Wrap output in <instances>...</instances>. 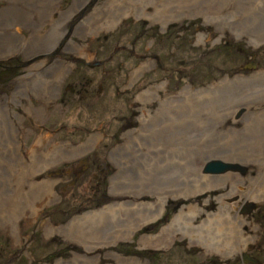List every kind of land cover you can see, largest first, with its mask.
Segmentation results:
<instances>
[{
  "label": "rangeland",
  "instance_id": "obj_1",
  "mask_svg": "<svg viewBox=\"0 0 264 264\" xmlns=\"http://www.w3.org/2000/svg\"><path fill=\"white\" fill-rule=\"evenodd\" d=\"M204 1L199 11L179 0H0V264H264V201L242 207L234 224L248 242L224 257L184 233L142 242L180 217L200 227L222 203L234 212L230 196L264 188V42L253 47L229 26L249 14L263 27L264 5L246 0L239 11V0H223L209 11ZM16 18L37 23L7 28ZM57 27L48 50H36L33 39L44 44ZM184 96L189 112L178 114ZM211 163L224 171L205 173ZM201 175L224 183L178 195ZM158 195L160 214L125 228L129 214L156 209ZM100 209L122 219L100 232L129 236L93 246L96 223L84 217Z\"/></svg>",
  "mask_w": 264,
  "mask_h": 264
},
{
  "label": "bare ground",
  "instance_id": "obj_2",
  "mask_svg": "<svg viewBox=\"0 0 264 264\" xmlns=\"http://www.w3.org/2000/svg\"><path fill=\"white\" fill-rule=\"evenodd\" d=\"M179 1H180V3H182V5L186 3V4H190L192 7L197 6L199 11H202L205 8V6H204L205 1L204 0H186V1L185 0H179ZM241 1H244L247 4L245 6H243V5L240 4ZM141 2H142V0H141ZM210 2H211V5L208 7L209 11L211 9H214V7H217V6L223 4V0L222 1L221 0L220 1H217V0H213L212 1V0H210ZM218 2H220V3H218ZM260 2L264 5V0H260ZM143 3L145 4L146 2H143ZM164 4H165V2H164ZM247 5H250V3H248L246 0H239L238 4H237L238 10L239 11H243L245 9L244 7H247ZM172 6L173 5H171V6L169 5L170 9L172 8ZM263 8H264V6H263ZM163 11L159 10V9L156 10V14L154 16H152L153 19H155V17L157 15L159 16L158 17L159 19L156 18L157 21L161 20L160 17H165V16L162 15ZM188 11H190L189 8H188ZM174 12H175V10H174ZM169 13H170V15L167 16L165 19L171 20V19H176V18L179 17L176 14H173L171 16V12H169ZM210 13L212 14V12H210ZM227 14L229 15L230 12L229 13L227 12L226 15ZM121 15H122V13H119L118 14V18H120ZM248 15L243 17L244 19H238L237 22L235 24H233V25L230 23L229 26H231V27H233L235 29L237 28L238 31H240V29H242L243 30L242 32H244L243 34H248V36H252L253 38L251 40H249V41H253V42H251L252 44L250 43V45H253V47L254 46H260L261 43L263 44V42H264V30L263 31L261 30L260 33H258V30L262 29L264 26L263 27L262 26L259 27V23L254 21V19L251 18ZM118 18L117 19H111L110 21L105 23L102 28L106 29V28L110 27L111 25H113L118 20ZM212 18H214V17H212ZM219 19H224V17H219ZM30 20L31 19H23V18L22 19H17V18L13 19L12 23H14V25H12L10 22H8L7 25L9 24V27H7V28H11L12 26H16V28L17 27H21V26L22 27H27L28 26L31 29V23L36 24L37 21L31 22ZM235 21L236 20H234L233 22H235ZM248 21L250 22L249 24L246 23ZM227 24L228 23L224 20V25H227ZM240 24H242V25H240ZM250 26L253 27V28H251ZM3 28H5V27L0 26V29H3ZM13 28H15V27H13ZM33 29L36 30L37 28H33ZM33 29L31 30V34L34 33ZM59 30H60L59 27H57L56 30L53 31V33H52L51 37L49 38V40H46L44 42V44H43V40H41L40 38L33 39V41H38V42H36V45H38L36 50H38L39 48L45 47V49H42V51H47L48 48L51 46V42L56 39ZM250 32L254 33V36L252 34H250ZM256 36H258V37L256 38ZM16 37L17 36H16L15 33H13V35L11 36V38H16ZM33 41H31L30 43H33ZM30 43H26L25 45H20V47L25 49L24 52H27V51L30 52L33 49V48H31V44ZM7 44L10 45V46H18L17 42L11 41V40H9V42ZM16 48H19V47H16ZM7 49H10V48H7ZM33 51L34 50H32V52ZM6 53H9V50H7ZM138 71L139 70H135L131 74L130 79H132V77L135 76ZM53 77H55V78L57 77L56 74H55V71L53 73ZM248 86H250V84H248ZM252 88H254V86L253 87L250 86L248 88V91L252 90ZM19 90L20 89H17V91H19ZM254 91H257V89H255ZM253 92H251V93H253ZM226 93H229V90ZM229 94H230L229 98H233L234 103H236V105H237L238 104L237 102L239 101V99L236 100L237 97H236V95L232 94V92H230ZM183 98H185V100L182 101L184 103V105L181 108V110L178 112V114H187L189 112V111L187 112V107L185 106L186 103H187L186 102L187 101L186 100L187 96H184ZM139 99H141V98H139ZM140 120L143 121V118L140 117ZM179 127H182V125H180ZM180 130L181 129H178V131L176 133H172V131L171 132H165V134L172 133L173 135H175V134L179 133ZM185 132L186 131L182 132L183 135H184ZM196 132L198 133V135L204 136L203 133H202V128L201 127L197 128ZM163 133H164V131L161 132V138L163 137ZM140 134H142V133H140ZM4 135L5 134L0 131V136H4ZM258 135L259 134H257L256 136H258ZM165 140H166V137H165ZM165 143H166V141H165ZM84 147H87V145L86 144H82L81 150H84ZM77 148H79V147H77ZM0 153L5 155V156H7L2 151H0ZM121 154H123V153H121ZM186 165L187 164H185V168H187ZM220 167L223 168L221 166V164H219V163H211V164H209L206 167L205 173H209L210 174V172H213V171L215 173L216 172L217 173H221L222 171H224V169H221ZM36 170H40V168L37 167ZM153 177L154 176L152 174L149 175V182L148 183H151L153 181L152 180ZM131 178H132V175H131ZM216 178L217 177L213 178V177H210V176L201 175V179H193V182L186 187V190H183L178 195L183 196L182 198L188 197V196H191L192 194H194L196 192H199V191H202L204 189L213 188L215 185L217 186V185L221 184V182L224 183V181L220 180V179H223V177L222 178H218V179H216ZM143 183L144 182L142 181L141 184H143ZM164 187H165V185H164ZM29 190L31 192H33L34 188H30ZM259 191H261V192H259ZM110 192H111V194H114V192H112L111 189H110ZM39 193H40L39 189H37L35 191V193H34V195H35L34 199L38 198V194ZM241 196H243V195H241ZM157 197H158V199H157L158 206L156 207V209H153V210L149 209V211L148 210L147 211H144V210L143 211H139V212H137V213H135L133 215L129 214V216L126 217L127 220H128V224H127V226L125 228H128L130 225H131V227L135 228V226L137 224H139V222L153 220L154 218H156L160 214V207H161V204L164 201V196L163 195H158ZM229 199H230L229 203H234V202L236 203L235 206L232 204L233 205L232 209H233L234 212L231 211V208L229 210L228 209L229 207H227L225 204L223 205V203H222L223 202V198L220 197L218 199V201H219V203H222V204L220 205V207L218 209V212H216L215 214L209 215L208 216L209 218L207 217L205 222H204V224H202L200 227L192 226L191 225L192 219H190L189 216H188V219H185V220H184L185 216L183 218L180 217L179 219L175 220L174 226H171L169 228L170 231H168L169 229L168 230L166 229V230L163 231V232H165V236H164V234H162L160 236V238H158L156 240H150V238H148V237L145 238L144 237V238H142V242L144 243V242L148 241L149 243L152 242L154 245L160 246L163 243H165V241L171 240L172 237H174L177 233H182V234L184 233L187 236L195 237L197 243H198L199 240H202V241H200L198 243V245L201 243L203 249L205 251H207V252L215 253V252L218 251V254L221 257H224L226 253H230V251L232 250L231 246H235L236 250H241L242 247L245 245V243L248 242V239L247 238L246 239L242 238L241 228H238L234 223H238L237 221H239V222L242 221V220H239L241 212H243L242 207H246V206L248 207L254 201H264V188L259 189L257 194L253 195L252 197H247L246 200H244L243 198H240V197L234 198L232 196H230ZM236 200H237V202H240L238 205H237ZM30 204H32V201L29 204H27V205H25L23 207H28ZM111 205L112 204L108 205V207H110ZM112 206L110 208L106 207L107 208L106 210H109V209L111 210ZM23 207H21L17 211V213L20 211V214H21L22 211H23ZM188 208L192 209L191 206L188 207ZM101 211H102V209L98 210L97 212H93V213H97L98 215L91 214V217H87V216L84 217V218H90V219L94 220V222L96 223L95 226H92L93 228H89L90 233L93 236L92 238H95V240L93 242H90V243H95V244H93V246L95 245V247H96V246H103V245L113 244L114 241L121 240V239L125 238L127 235L129 236V233H123L122 235L117 236V235H110V234L104 235V233L100 232L101 230H103V228H105V226H107V224L112 223L113 225H115V223H117L120 220H122V219H119V216H116V215H114V216H112V217H110L108 219L105 216L99 215L101 213ZM30 213H31L32 216H34L35 215L34 209H33V211H30ZM122 218H125V217H122ZM75 222H72V223H70L68 225L75 224L76 226H79L81 223L83 224V220H79L78 222L77 221H75ZM106 222H108V223H106ZM102 225H104V226L102 227ZM99 227H102V228L97 229ZM200 232L203 233V234H201ZM168 234H171V236H169ZM98 241H100V242L97 243ZM94 248H92V246H88L87 250H92L93 251ZM232 248H234V247H232Z\"/></svg>",
  "mask_w": 264,
  "mask_h": 264
},
{
  "label": "flooded vegetation",
  "instance_id": "obj_3",
  "mask_svg": "<svg viewBox=\"0 0 264 264\" xmlns=\"http://www.w3.org/2000/svg\"><path fill=\"white\" fill-rule=\"evenodd\" d=\"M246 252V251H245ZM247 253V252H246ZM242 254H240V260H241V258H242ZM242 262V261H241ZM258 263V261H256V262H254V264H257Z\"/></svg>",
  "mask_w": 264,
  "mask_h": 264
},
{
  "label": "water",
  "instance_id": "obj_4",
  "mask_svg": "<svg viewBox=\"0 0 264 264\" xmlns=\"http://www.w3.org/2000/svg\"><path fill=\"white\" fill-rule=\"evenodd\" d=\"M250 261H254V262H256V260H255L254 258L250 259Z\"/></svg>",
  "mask_w": 264,
  "mask_h": 264
},
{
  "label": "trees",
  "instance_id": "obj_5",
  "mask_svg": "<svg viewBox=\"0 0 264 264\" xmlns=\"http://www.w3.org/2000/svg\"><path fill=\"white\" fill-rule=\"evenodd\" d=\"M90 67H88V69H89ZM92 68V67H91Z\"/></svg>",
  "mask_w": 264,
  "mask_h": 264
}]
</instances>
